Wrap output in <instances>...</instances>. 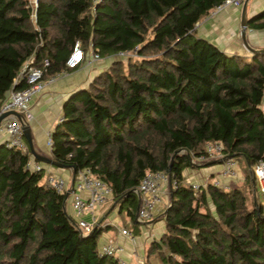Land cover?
Listing matches in <instances>:
<instances>
[{"label":"trees","instance_id":"1","mask_svg":"<svg viewBox=\"0 0 264 264\" xmlns=\"http://www.w3.org/2000/svg\"><path fill=\"white\" fill-rule=\"evenodd\" d=\"M223 0H0V103L26 87L21 74L33 59L43 78L72 70L65 62L80 41L115 60L70 94L50 134V157L89 168L112 190V209L132 222L134 189L147 172H167L172 198L164 229L146 249V264H264V208L252 168L264 160V52L228 53L200 36L196 23ZM264 29V9L247 19ZM27 145V141L25 140ZM207 143L242 164L245 182L197 190L184 170L202 164ZM173 159L171 160V157ZM26 150L0 144V264H120L99 253V238L114 230L100 220L81 236L64 211V193L44 183V170L26 167ZM34 160H36L34 158ZM126 222V221H125Z\"/></svg>","mask_w":264,"mask_h":264},{"label":"built area","instance_id":"2","mask_svg":"<svg viewBox=\"0 0 264 264\" xmlns=\"http://www.w3.org/2000/svg\"><path fill=\"white\" fill-rule=\"evenodd\" d=\"M101 0H92L93 4H97ZM244 0H223L220 4L209 10V14H215L227 6H242ZM129 53V52H127ZM127 53H118L119 55ZM100 57L90 49H84L80 41H76L72 47L71 53L65 64L69 68H75L82 62L90 64L93 60ZM49 65V60L45 58L41 66L33 65V59L27 60L21 70L26 87L21 90H11L8 92L5 99L0 103V114L5 111L15 110L22 115L24 124H28L33 114L29 109L28 103L30 99L39 93L45 86L46 82L53 81L57 76L64 74L66 71H61L46 79L43 78L46 67ZM264 97V89H263ZM62 121V117L58 122ZM0 133L7 135L4 144L7 148H18L26 150L23 124L14 115H9L0 122ZM47 145L50 147V134L47 135ZM205 156L199 157V161L203 162L209 159H221L223 157L222 147L219 143H207ZM26 167L33 171L43 169V163L34 160L30 157ZM223 174L227 176H235L236 161L228 158L223 161ZM253 176L256 180L258 188L264 194V160H259L252 168ZM73 190H72V210L76 219V227L81 236H86L98 224V211L112 197L111 187L103 180L97 178L92 171L85 167L77 171L73 175ZM171 179V178H170ZM171 181V180H170ZM44 183L54 189L57 193L68 191L69 181L56 173H47L44 176ZM161 183H169V174L167 172H147L141 179L140 184L134 189L137 195L138 206L135 211V220L143 223L151 218L156 205L160 201L158 190ZM172 184V181H171ZM194 190H197L200 185L197 183L190 184ZM213 185L221 186L218 181H213ZM223 188H227L222 186ZM66 202V198H65ZM127 229H120L121 234H128ZM132 238V237H131ZM101 255L114 256L120 264H125L119 256L124 253V247L115 241H108L99 246Z\"/></svg>","mask_w":264,"mask_h":264},{"label":"crops","instance_id":"3","mask_svg":"<svg viewBox=\"0 0 264 264\" xmlns=\"http://www.w3.org/2000/svg\"><path fill=\"white\" fill-rule=\"evenodd\" d=\"M262 9H264V0H249L246 7L247 18ZM241 11L242 6H227L215 14H208L201 18L196 23L195 30L200 36L214 43L221 50L249 57L252 53L247 49L241 37ZM245 40L247 45L251 48H264V29L255 30L247 27ZM104 66L105 61L102 60L92 61L90 64L82 62L72 70H68L64 74L57 76L53 81L46 82L44 88L34 97L33 104H28L29 109L33 114V118L28 125L30 127L33 148L37 153L50 157V148L47 145V135L51 134L57 123H59L58 120L62 117V105L64 101L72 92L86 87L91 81L92 76L100 72L101 68ZM78 70L83 71L86 76L81 77L80 75V77H73V72ZM262 109L264 111V99ZM6 139L7 135L0 133V144L4 143ZM209 161L203 163V165L198 168H189L190 170L188 171L184 170V180L189 184L197 183L199 185L206 184L208 181H219L220 185L227 188L237 186L236 184L238 183L235 181V178L237 177L241 178L239 180L242 181L243 178L240 177L241 174L239 175V172L237 173L239 170V163L237 165L235 176L231 177L223 174V162L207 164ZM200 164L202 163L199 161V165ZM43 170L44 176L47 173H56L65 178H69L68 190L70 189V192L66 198L65 209L67 214L71 215L76 220L77 217L71 206L73 190L71 180L74 175L72 170L66 168H61V170H59L50 166V164H43ZM158 194L160 201L156 205L151 218L144 222L147 228L153 230V240L159 237L163 232L164 225H157L158 223L156 224V222H163L160 217L164 214L165 205L163 204H165L167 199L169 200V183H161ZM68 201L70 211H68ZM101 208H99V211ZM106 233H108L106 239L113 238L111 241L122 244L126 248L127 251H125L124 255L122 254L123 259L127 260L128 258V260H130V258H133L131 257V254L128 253L130 250L129 246H132L130 242H134L137 237L128 239L119 233L118 229L114 231L109 230Z\"/></svg>","mask_w":264,"mask_h":264},{"label":"rangeland","instance_id":"4","mask_svg":"<svg viewBox=\"0 0 264 264\" xmlns=\"http://www.w3.org/2000/svg\"><path fill=\"white\" fill-rule=\"evenodd\" d=\"M31 4L34 6L35 4V0H31ZM90 49V48H88ZM91 50V49H90ZM128 57H131V58H136V54L134 52H129L127 54H123V55H111L109 57H106V58H102V59H97V60H93V61H105V66L101 68V71L102 69H107L113 61L115 60H121L123 63H125L127 61V58ZM73 77H76V76H79L81 75V77H85L86 75L84 74L83 71L81 70H78V71H75L73 72ZM94 76H92L93 78ZM92 80V79H91ZM89 84V83H88ZM38 94V93H37ZM35 94L29 101L28 104H33V99L34 97L37 95ZM219 159V158H218ZM217 159V160H218ZM191 161L193 163H196V164H199V158H192L191 157ZM236 161V160H235ZM191 162V163H192ZM239 162L236 161V169H237V165H238ZM56 169H59L61 170V168H58L56 166H53V165H50ZM202 168V167H201ZM238 168L239 170L237 171V173L239 172V175L240 177H242V181L239 180L241 178H235V181L238 183L236 185H241L242 183L245 182V174L244 172L242 171V164L239 163L238 165ZM185 170H190L189 168L185 169ZM68 176V175H66ZM233 177V176H232ZM67 181H69V178H66ZM219 182V181H218ZM213 184V182H211ZM202 185H205V184H202ZM222 186V185H221ZM257 197H258V200H256V206H262L264 208V194H262L258 188V191H257ZM170 200V199H169ZM169 200L167 199V201H165V207L169 205ZM69 203V201L67 202V204ZM68 208H69V204H68ZM112 209V201L109 200L105 205H103V207L100 209V211L98 212V219L100 220L99 223H101L102 225H106V224H110L114 227V230L118 229L119 230V233H120V229L122 228H127L129 230L128 234H122L123 236L127 237L128 239H131V237H137V239H135L134 242H130L132 244V246H129L130 247V250H129V254H131V257L133 258H130V260H127L126 259H123L122 256L125 254V251L126 248L124 247V253L123 255L121 254L119 257L121 259H123L124 263L125 264H146V261H147V257H146V249L149 245V243L151 241H153V230H151L150 228H147L146 227V224L143 222V223H139V233L135 234L133 233L131 230L132 228V222L129 221L126 216H125V211H123L121 214H118L117 213V209H114L110 212V210ZM165 210V209H164ZM68 211H70V208L68 209ZM126 221V222H125ZM158 223V224H157ZM157 225H164L163 222H156ZM146 231H144V230ZM164 229V228H163ZM113 230V231H114ZM108 232V231H106ZM106 232H103L102 235L100 236L99 238V244L101 245L102 243H105V242H108L109 240L111 241V239L113 238H108L106 239L108 233ZM159 237H157L155 240H157ZM149 262L151 264H159V259L156 257V256H150V258H148Z\"/></svg>","mask_w":264,"mask_h":264},{"label":"water","instance_id":"5","mask_svg":"<svg viewBox=\"0 0 264 264\" xmlns=\"http://www.w3.org/2000/svg\"><path fill=\"white\" fill-rule=\"evenodd\" d=\"M249 0H244L243 1V4H242V11H241V28H242V31H241V37L243 39V42L244 44L246 45L247 49L251 52V53H259V52H264V48H260V49H254V48H251L247 45L246 43V40H245V37H246V28H247V13H246V7H247V3H248ZM9 115H14L15 117H17L23 124V133H24V138L25 140L27 141V144H28V147H29V150H30V153L31 155L39 162L43 163V164H50V165H53V166H56L58 168H66V169H71L72 172L74 173V169L71 165H62L58 162H56L55 160H53L51 157H48V156H45V155H42V154H39L37 153L34 148H33V144H32V139H31V133H30V127L28 124H24L23 121H22V115L15 111V110H9V111H5V112H2L0 114V122L5 119L7 116ZM187 157L190 158L191 160V155L187 152H184ZM173 156L171 157V160L173 159ZM228 158H232V155H227L225 157H222L221 159H218V160H212V161H209L207 164L209 163H214V162H223L224 160L228 159ZM192 162V161H191ZM193 163V162H192ZM73 180L74 178H72L71 180V185H73ZM170 175H169V189H170V195H169V199L171 201V198H172V184H171V181H170ZM69 192H70V189L66 192V196L65 198H67V196L69 195ZM253 203L256 204V200H255V195H253ZM137 206H138V203H137ZM64 211L66 212V209H65V206H64ZM164 212H166V209L164 210ZM67 213V212H66ZM95 228V227H94ZM94 228L90 231V233H88L87 235L91 234L94 230Z\"/></svg>","mask_w":264,"mask_h":264}]
</instances>
